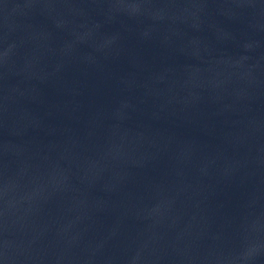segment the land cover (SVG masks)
Instances as JSON below:
<instances>
[{
  "label": "water",
  "instance_id": "1",
  "mask_svg": "<svg viewBox=\"0 0 264 264\" xmlns=\"http://www.w3.org/2000/svg\"><path fill=\"white\" fill-rule=\"evenodd\" d=\"M0 264H264V0H0Z\"/></svg>",
  "mask_w": 264,
  "mask_h": 264
}]
</instances>
